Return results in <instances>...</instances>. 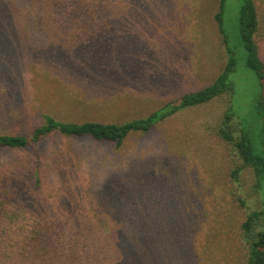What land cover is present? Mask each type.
I'll return each instance as SVG.
<instances>
[{
	"label": "rangeland",
	"instance_id": "obj_1",
	"mask_svg": "<svg viewBox=\"0 0 264 264\" xmlns=\"http://www.w3.org/2000/svg\"><path fill=\"white\" fill-rule=\"evenodd\" d=\"M69 1L0 0V134L28 135L46 116L119 124L154 113V122L120 144L53 132L1 148L0 216L32 210L72 226L71 239L86 225L107 235L148 224L162 264H244L241 224L264 210V193L250 168L230 177L232 153L216 134L230 113L235 133L251 124L262 136L264 88L238 36L243 0H95V15ZM256 5L262 31L264 0ZM230 59V93L168 112Z\"/></svg>",
	"mask_w": 264,
	"mask_h": 264
},
{
	"label": "trees",
	"instance_id": "obj_2",
	"mask_svg": "<svg viewBox=\"0 0 264 264\" xmlns=\"http://www.w3.org/2000/svg\"><path fill=\"white\" fill-rule=\"evenodd\" d=\"M81 1L85 10L93 13L99 10L97 4L100 0L97 1L98 3H94L95 0ZM222 3L223 0H220V7ZM67 4L70 7L76 3L72 0ZM256 4L257 0H243L239 11L238 36L245 50V64L264 88V14H262L261 31ZM215 17L219 30L222 31L220 13H216ZM223 39L225 40V35ZM259 40L260 42L262 40V56ZM233 66L234 60L230 59L213 82L200 90L182 95L177 103L171 105L168 112L207 103L225 92L230 93L231 84L228 73ZM259 96H262L263 110L264 96L263 94ZM257 106L259 107L260 104L258 103ZM164 114L165 112H162L160 116ZM155 115L151 113L146 117L119 124L98 121L64 122L46 116L45 123L32 129L28 135L0 134V149L30 147L53 132L71 136L87 135L120 144L130 132H146L152 126ZM256 115L258 118L257 113ZM230 118L231 114L225 113L216 129L217 137L232 153L230 177L236 181L243 168H250L258 188L264 193V113L262 111L260 138L254 136L253 131L256 130L251 124L241 125L238 134L235 133L230 126ZM238 161L240 164L237 163ZM6 188L5 185L2 186V194ZM6 191L8 192V189ZM5 194L1 199L8 193L5 192ZM238 200L241 202L240 197ZM1 203L4 202L1 201ZM12 212L8 221L0 216V264H162L160 260L162 255L159 254L161 248L156 250L151 240L152 233L154 236L158 230L153 225L145 224L137 227L125 223L112 225L108 227L107 235L86 225L81 232H78L79 236L71 239L67 238V233L74 230L72 226L37 217L34 211L28 209ZM262 216L264 217V210L250 212L241 224L248 244L244 264H264V224L263 227L261 225L260 228L254 229L255 223L259 218L262 219Z\"/></svg>",
	"mask_w": 264,
	"mask_h": 264
}]
</instances>
